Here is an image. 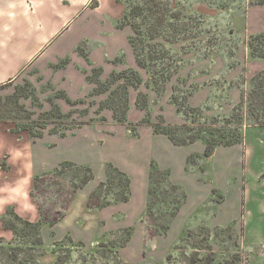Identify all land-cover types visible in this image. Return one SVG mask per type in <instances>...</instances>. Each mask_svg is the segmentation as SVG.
Segmentation results:
<instances>
[{
    "label": "rangeland",
    "instance_id": "obj_1",
    "mask_svg": "<svg viewBox=\"0 0 264 264\" xmlns=\"http://www.w3.org/2000/svg\"><path fill=\"white\" fill-rule=\"evenodd\" d=\"M89 2L78 8L74 24L79 43L62 49L52 43L0 86L8 148L22 161L16 179L9 171L8 185L0 188V264H264V118L257 123L249 111L258 112L264 97V56H255L264 53V38L254 39L264 27L246 23V10L264 11V0H106L95 12ZM133 5L145 7L144 17L128 19L140 34L128 24L118 27ZM131 35L145 67L137 64ZM96 67L99 75L93 74ZM129 68L135 69L134 81L141 82L128 86L127 121L118 122L111 109L100 107L109 90L101 92L93 80L113 89L124 80L111 85L110 74ZM163 76L169 79L162 81ZM200 89L206 99L191 104L190 96ZM172 94L183 111L186 105L200 107L202 117L178 112ZM142 96L145 109L136 105ZM57 108L59 117L43 114ZM237 117L242 124L236 129L225 121ZM160 118L177 127H195L194 120L221 141L234 131L242 137L234 145L215 146L212 156L204 157L202 139L176 147L166 135L154 136L152 124H160ZM17 125H32L43 135L34 139L26 130L11 132ZM30 160L39 172L28 180ZM63 160L75 165L53 172ZM152 160L169 170L171 182L186 194L172 218L166 206L180 192L165 186L154 193L152 220L148 216ZM108 163L131 170L134 198L127 203L131 189L126 202L90 206L91 191L105 181ZM76 165L91 167L93 178L72 194L84 174ZM99 196L92 204L104 200L102 192ZM22 219L41 220L39 244ZM164 222L169 228L161 234Z\"/></svg>",
    "mask_w": 264,
    "mask_h": 264
},
{
    "label": "trees",
    "instance_id": "obj_2",
    "mask_svg": "<svg viewBox=\"0 0 264 264\" xmlns=\"http://www.w3.org/2000/svg\"><path fill=\"white\" fill-rule=\"evenodd\" d=\"M98 0H90L88 7L89 8H96L98 6ZM144 9L145 7L142 5H138V6H130L129 8V12L125 11L121 21H119L118 27H122L125 24H128L131 26V28L133 29V31L137 34H140V32H138L137 26L134 24H130L128 22L129 16H142L144 17ZM125 21V22H124ZM155 21H156V26L160 25V21H161V13L157 12L155 14ZM155 26V30L157 31V28ZM147 35V34H146ZM148 37L150 36V38H155L160 36V34H151V35H147ZM264 38V33H258L257 35L254 36L255 40H260ZM129 44L132 46V49L134 51L135 54V58L137 61V64L139 67H145V62L141 59H139V55L136 51H137V47H136V41L135 38L131 35L128 38ZM141 43H143V39H140ZM255 56L258 57H263L264 53L262 50H260L257 54H255ZM101 73V68L100 67H96L93 70V74L94 75H99ZM92 74V77H93ZM261 74L264 75V70L261 72ZM137 76L135 73V69L134 68H129L126 69L124 71L121 72H112L110 74V81L109 84H115L116 82H119L121 79H123L124 81H120V83L114 87L113 89H110V87L107 85V82H101L99 80H93L92 78L90 79L91 81L93 80L94 83L96 82L98 84V87L100 88L101 92H106L109 90V97H107L105 102H102L100 104L101 106H105L108 107L109 109L112 110L113 112V118L118 121V122H126V113L128 110V96H127V92H128V86H137L141 81H137L133 79V77ZM258 76V75H257ZM169 79V76H163L162 81H167ZM253 79H256V76L253 77ZM103 86V87H102ZM158 91V90H157ZM67 100H69L68 97H66ZM114 98L117 99V102L114 101ZM143 100L140 101L137 100L136 101V105L137 107H139L140 109H145L146 108V104H145V97L142 96ZM171 99L173 101V103L177 106V111L183 113L184 115H187V113H191L194 116L196 115L197 117H202V109L200 107H191V106H185L186 111H183V105H181L178 102L177 97L172 94L171 95ZM241 106V105H240ZM240 106L238 108H240ZM56 107V106H55ZM259 111L254 113L253 111H251V109H249L251 116H254L255 121H257V123H261L262 121H260L262 118H264V97L262 98V103L261 106L258 108ZM43 114H50L53 117H59V109L57 108L56 110L52 111H45ZM236 118V117H235ZM235 118H226V123L232 124L235 126V129L238 128V126H240L242 124L241 120L239 119V117H237V121H234ZM145 122H149L148 118H145L144 120ZM193 124H195V127H185V126H173V125H167L164 123V121L162 120V118H160V124H152L153 127V132L156 133H161L166 135L169 140L174 144V145H185V144H189L192 143L198 139H202L204 140L205 143V147L203 150V156L204 157H210L212 156L213 152H214V148L215 146L218 145H224V146H230V145H234L236 143L240 142V139L242 137V135L237 132L234 131L231 134V137L228 138L225 141H221L219 139H217L215 137V135L213 134L212 129H206L203 128L199 125V123H194L195 121H192ZM17 129L16 130H11V132L13 133H19L22 130H26L30 137L36 139V138H40L42 137L43 133L42 131H35L34 126L32 125H17ZM40 129H44L45 125H39ZM132 134H135V131L130 129ZM51 133H57L56 130H52L50 129ZM61 136L64 135L63 132H59ZM188 133V134H187ZM204 133H207L210 135V137H206L204 135ZM193 155L190 154L187 158L190 159V157H192ZM67 165H75V163L70 162V161H62L59 165L58 168H55L53 170V172H60V170L64 167H66ZM79 169L82 170V172L84 173L83 176L81 177V179L79 180L78 183L73 184V188H72V194H74L77 189L82 188L84 185H86L92 178H93V172L91 167L89 166H85V165H76ZM105 174H106V178L105 181L100 182L96 188L92 191V193L89 196V205L90 206H94L97 208H103L105 206H108L110 204L113 203H118V202H126L129 200L130 195H131V188H130V178L127 175L126 172L120 170L119 168H117L116 166H114L111 163L106 164V168H105ZM42 177V176H41ZM170 172L167 169H160L157 167L156 163L152 160L150 162V172H149V188H148V203H147V213L148 216L151 218H153V212H152V208L154 206V193L159 191V193L162 191V187L161 186H165L166 188L170 189V190H174V191H179L180 192V197L179 198H175L173 197L171 202L166 206V208L169 210L168 213V218H172L175 215H177L180 207L182 206V204L185 203L186 200V194L185 192L181 189V187L177 184H174L171 182L170 180ZM104 195L103 196V201L99 202L97 204H92V200L94 198L96 199H100L99 193H101ZM109 194H111L112 196L110 198H108L107 196H109ZM70 200V199H69ZM160 201H164L163 198H160ZM15 218H20L18 216H15ZM162 218V217H161ZM163 219V218H162ZM58 220V219H57ZM167 220V219H166ZM23 224L27 225L32 231V234H34V236H36V239L33 241L34 244H39L40 240H41V232H40V224H41V220L36 221V222H29L25 219H22ZM55 221L51 222V224H54ZM8 228H11L14 230V232H16V229L13 226H7ZM159 233L164 234L166 233V231L168 230L169 226L167 224L161 223L159 224ZM32 244V243H31Z\"/></svg>",
    "mask_w": 264,
    "mask_h": 264
},
{
    "label": "crops",
    "instance_id": "obj_3",
    "mask_svg": "<svg viewBox=\"0 0 264 264\" xmlns=\"http://www.w3.org/2000/svg\"><path fill=\"white\" fill-rule=\"evenodd\" d=\"M87 1L88 0H0V86L12 80L52 43L57 42L56 47L61 49L69 44L79 43L81 40L77 38L75 31L78 28L74 27V24L77 16H80L78 8H82L83 5H86ZM105 1L106 0H99V5L96 8L88 9L94 12L95 10H100ZM114 1L116 2L117 0H113V2ZM76 2H78L79 5L73 10V4ZM114 11L119 12V8H114ZM246 23L247 27H264L263 9L246 10ZM79 37L81 38L82 36ZM203 90L204 89H200L190 96L189 102L191 104H202V101L206 99L205 95L201 93ZM194 99L198 101L194 102ZM153 135L162 136L160 134ZM8 143L9 134L7 123L0 120V188L8 185V180H10L8 178L9 171L14 170L15 173L10 175V177L13 180L16 179V177H13L17 176V165L22 162L19 161L16 151H10ZM171 144L176 147H181L174 145L172 142ZM201 150L202 149L196 152H201ZM8 154L10 155L7 157ZM4 158H7L6 167L1 166ZM59 163L58 161L46 169H51ZM29 172L30 175L28 180H30L32 174L39 172V170H33L31 160ZM127 173L130 178L133 177L131 170H127ZM105 177L104 175V179ZM131 179L132 195L127 203L133 200L135 194L134 180L133 178ZM116 205L119 206L118 204ZM6 208L7 204L3 207L4 213L6 212Z\"/></svg>",
    "mask_w": 264,
    "mask_h": 264
}]
</instances>
